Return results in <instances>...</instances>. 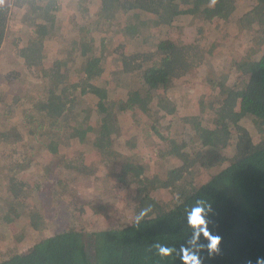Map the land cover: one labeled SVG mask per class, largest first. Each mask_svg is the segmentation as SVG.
I'll list each match as a JSON object with an SVG mask.
<instances>
[{
  "label": "trees",
  "instance_id": "16d2710c",
  "mask_svg": "<svg viewBox=\"0 0 264 264\" xmlns=\"http://www.w3.org/2000/svg\"><path fill=\"white\" fill-rule=\"evenodd\" d=\"M251 2L253 7L245 12L241 22L244 28L253 31L257 46L236 63L237 77L232 83L227 78L214 83V93L200 102L198 113L180 117L190 127V141L179 144L159 135L162 142L171 145L162 156L170 157L166 177L147 176L140 164L135 171L131 165H125L117 174V188L129 181L138 185L139 197L132 195L137 214L143 208L151 209L140 224L134 220L116 228L88 232L79 229L75 220L71 227L1 260L0 264H183L180 249L187 245L191 235L186 210L199 199L212 204L210 229L222 238L217 254L210 255L206 248L199 251L201 264H257L258 259H264V0ZM94 3L99 7L96 13L101 23L97 29L80 27L81 33L86 34L73 41L74 64H69L72 62L69 58L59 59L46 68L43 65L46 42L63 27L58 14L59 0H0V51L12 14L23 11L22 21L33 31L22 47L15 40L17 55L27 68H41V77L46 82L40 96L28 98L33 103L27 116L31 122L29 140L53 154L59 162L56 167L75 181L97 178L99 168L78 156L69 157L68 150L85 146L87 151L98 153L104 166L114 167L111 155L127 111L153 114L151 94L166 92L174 80L184 79L191 69L201 65L205 53L200 46L169 39V29L182 27L176 22L185 15L210 24L215 20L227 21L239 10L236 0H216L214 4L212 0H94ZM83 10L89 13V9ZM131 13L133 23H127L122 30L126 40L137 47L132 52L121 51L117 57L119 68L112 71L111 80L99 83L107 70L101 54L107 49V39L101 38L102 51L97 53L94 37L90 39L89 33L97 32L98 26L100 31H103L100 26L109 29L117 16L129 17ZM151 28L159 32L153 46L147 34ZM15 77L18 78L15 71H11L8 80L13 82ZM116 91L122 97L114 98ZM87 101L94 104L88 103L83 108ZM158 109L162 117L173 118L177 113V106L166 97L158 102ZM92 117L97 118L95 126ZM245 119L253 122L259 140L245 127ZM3 126L0 114L4 143L16 145L25 140L20 132L15 137ZM232 142L234 153L230 154ZM19 168L22 172L30 166ZM215 168L222 169L207 182L196 183L195 175L200 169ZM20 174L3 180L10 193L0 197V215L3 214L8 225L21 218L18 211L28 212L31 231H43L44 215L30 207L31 185L19 178ZM44 178L46 181L37 193L48 204L51 199L56 200V192L52 191V184L56 183L46 175ZM59 182L61 186L66 181ZM161 189L172 196L170 203L154 195ZM58 201L55 202L59 206ZM77 209L83 212L81 207L72 212L63 209L67 212L64 216L71 214L70 219L74 220ZM105 209V205L99 206V210L91 205L95 215ZM24 236L25 233L20 235L19 240ZM157 244L174 249L173 255L160 257Z\"/></svg>",
  "mask_w": 264,
  "mask_h": 264
},
{
  "label": "rangeland",
  "instance_id": "374dc122",
  "mask_svg": "<svg viewBox=\"0 0 264 264\" xmlns=\"http://www.w3.org/2000/svg\"><path fill=\"white\" fill-rule=\"evenodd\" d=\"M59 3L61 11L58 14L63 19V27L56 36L46 42L43 64L46 68L51 67L55 60H67V58L72 61L69 64L73 65V41L80 40V36L86 34L85 31L81 33L80 27L97 29V25L101 23V18H98L96 13L99 7L94 3V0L87 2L85 0L62 2L59 0ZM236 4L239 7L238 12L227 21L215 20L210 24H205L200 19L185 15L176 22L182 27L169 29V39L181 43H195L200 46V49L205 53L201 65L191 69L184 79L174 80L166 92L156 91L151 94L153 114L142 113L138 110L127 111L129 113L124 119L122 118L121 130L115 139L113 155H111L116 163L114 167L104 166L100 162L101 158L98 153L87 151L85 146L68 150L69 157L78 156L86 163L94 164L99 168L97 178L76 179L77 181L72 180V176L62 174L64 172L56 167V163L59 162L46 148L34 140H29L31 122L27 116L33 109V103L30 100L40 96L39 93L44 91L46 82L41 77V68H27L23 59L17 55L15 40L18 39L19 45L22 47L26 40L31 38L33 30L22 21L24 12L14 11L9 20L5 44L0 51V114L2 124L5 126L3 128L10 129L11 134L15 137L20 132L25 140L16 145H10L4 143L0 135V197L10 193L3 180L21 173L18 177L31 185L30 207L33 210H39L40 214L44 215L46 228L43 231H31L29 218H26L28 212L23 213L16 209L19 217L23 219L20 218L8 225L4 222L3 214H1L0 261L24 252L55 233L71 227L75 220L79 229H85L88 232L116 228L121 224L132 223L135 220L137 210L132 195L139 197L138 185L129 181L124 182L123 186L116 187L115 179L121 171V167L131 165V169L135 171L140 164L145 169V175L164 179L170 164V157L163 158L162 156L171 145L168 141L162 142L159 135L168 136L179 144L190 141L192 137L190 127L186 126L180 117L198 113L200 102L209 99L214 93L216 89L213 86L214 83L217 85L225 78L229 83H232L237 77L236 63L243 60L249 51L257 46L253 39V31L244 28L241 22L245 12L252 9V2L251 0H236ZM84 8L89 9V13L85 14ZM132 14L129 17L121 14L117 16L113 27L108 29L106 26H100V29H103L100 31L98 26L97 32L89 33L90 39L94 37L97 53L102 51L101 38L107 39L105 43L107 49L101 53L106 60L107 70L99 83L111 80L112 71L119 68L117 57L121 51L132 52L137 47V44L126 40L122 30L127 23H133ZM147 34L150 36V43L153 46L158 41L159 32L151 28ZM24 40L25 42H23ZM11 71H15L18 77H15L13 82L8 80ZM118 95H122L120 91L118 94L117 91L114 93V98ZM164 97L177 106L178 114L175 113L173 118L162 117L157 113L160 110L158 102ZM88 103L93 105L94 101H87L83 108ZM91 120L92 125L95 126L97 118L92 117ZM244 125L255 140H259V133L253 122L245 119ZM234 145L235 142H232L228 148L230 154L234 153ZM19 165H28L30 168L21 172ZM220 169L222 168L200 169L195 175L196 183L201 185L207 182L211 175ZM45 175L56 183L52 184L54 187L59 186L58 181L61 183L66 181L57 189L52 188V191L56 192V200L51 199L48 204L41 194L37 193L39 186H42L43 181H46ZM127 185L129 186L126 187ZM154 195H157L165 203H170L172 200V196L162 189L156 191ZM57 199L59 206L55 202ZM91 205H95L97 210H99V206L105 205L106 209L95 215V212L91 210ZM77 207H81L83 212L81 213L77 209L74 212V220L70 219L71 214L67 218L64 216H67V212L63 209L72 212ZM27 230H30L29 233ZM24 233V238L19 240V236Z\"/></svg>",
  "mask_w": 264,
  "mask_h": 264
},
{
  "label": "clouds",
  "instance_id": "9594fccd",
  "mask_svg": "<svg viewBox=\"0 0 264 264\" xmlns=\"http://www.w3.org/2000/svg\"><path fill=\"white\" fill-rule=\"evenodd\" d=\"M215 2L216 0H212L213 4ZM150 210V207L141 209L135 217V223L139 225ZM212 211L213 206L206 199L197 200L191 208L186 210V224L191 235L187 241V245L181 246L180 249L183 264H201L199 256L201 249L206 248L210 255L219 252L222 238L218 234H214L210 229V216ZM155 247L157 254L162 258L172 256L175 251L162 244H157ZM257 264H264V259H258Z\"/></svg>",
  "mask_w": 264,
  "mask_h": 264
}]
</instances>
